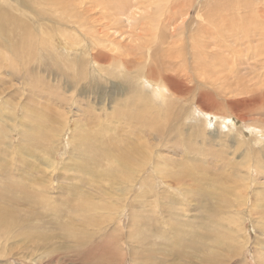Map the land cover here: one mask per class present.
Here are the masks:
<instances>
[{"label":"rangeland","instance_id":"obj_1","mask_svg":"<svg viewBox=\"0 0 264 264\" xmlns=\"http://www.w3.org/2000/svg\"><path fill=\"white\" fill-rule=\"evenodd\" d=\"M100 1L103 7L89 12ZM115 1L0 0L4 19H10L13 26L19 23V30L24 31L9 42L12 75L4 78V88L0 85L5 103H0V184L4 185L0 210L12 206L11 212H17L7 237L0 239V264H264V144L256 143L254 130H264V0ZM223 2L227 6L215 10ZM132 5L136 7L123 15ZM115 6L122 12L108 9ZM212 21L220 22L217 28L209 26ZM237 23L239 29L233 28ZM67 45L74 50L68 52ZM148 49L153 58L162 56L165 69L172 67L165 73L181 79L192 74L196 81L191 85L196 87L209 77L206 70L197 79L198 69L214 61L210 58L214 55L223 74L208 78L214 85L208 90L212 99L206 102L207 111L219 113L220 118L199 107L204 119L186 123L189 115L195 121L191 114L197 106L192 101L194 93L189 97L175 94L180 99L170 98L161 110L180 113L176 126L146 142L154 146L156 155L146 162L151 166L149 173L160 185L151 178L141 192L133 190L143 178L141 162L145 163L134 155L133 169L116 167V184L104 188L103 183H92L100 180L86 176V171L98 168L104 151L115 150L114 142L124 146L119 139L129 134L111 117L121 118L124 109L131 113L127 107L133 105L131 92L138 89L130 91L124 81L134 75L139 54ZM97 50L102 56L98 64L91 57ZM259 52L261 56L253 59V53ZM68 60L79 63L85 79H77ZM59 61L73 78L61 73ZM21 65L27 84L22 74L13 73ZM221 77L224 80L219 82ZM206 90L198 89L196 96L209 94ZM140 105L160 110L154 103ZM22 108L25 113L19 111ZM6 109L7 117H2ZM28 110L35 114L23 119ZM222 116L230 119L223 121ZM40 122L48 124L49 130H34L47 140L42 154L55 156L60 166L52 177L55 184L47 194L49 199L35 205L28 199L29 187L13 200L9 193L16 192L8 187L14 189L13 180L27 186L15 177L20 174L15 168L23 170L24 162L30 164L25 167L30 175L42 167L34 161L40 156L30 150L25 151L28 157L20 156L19 135L25 126L35 129ZM94 163L99 164L93 167ZM104 167L111 168L107 162ZM158 168L171 176H156ZM183 170L192 177L188 179ZM51 195L58 197L56 207L51 205ZM60 196L71 203L65 205ZM125 198H129L128 206L123 204Z\"/></svg>","mask_w":264,"mask_h":264},{"label":"bare ground","instance_id":"obj_2","mask_svg":"<svg viewBox=\"0 0 264 264\" xmlns=\"http://www.w3.org/2000/svg\"><path fill=\"white\" fill-rule=\"evenodd\" d=\"M150 1V0H148ZM155 1H158L159 3H161L160 0H155ZM170 1V0H169ZM111 3H115L116 1L115 0H110ZM167 3V2H166ZM133 4V3H132ZM181 4V3H180ZM144 5V4H143ZM142 5V6H143ZM163 5V4H162ZM192 5V4H190ZM189 5V7H190ZM238 5V4H237ZM150 6V5H148ZM227 5L223 2L220 4V6L218 8H215V10H220L222 9L223 7H226ZM97 7H100L102 8L103 7V4H102V1H100V3L95 4L93 3V5L91 7H89V12L90 11H93L95 8ZM136 6L135 5H132L131 8H127L124 10V12L122 13L123 15H125L128 11H131L133 10V8H135ZM238 7V6H237ZM246 7V6H245ZM262 7V6H261ZM147 8H150V7H147ZM183 8V7H182ZM110 9L111 11L113 10H116L118 11L119 13L122 12V10L119 8V7H110L108 8ZM159 9V8H158ZM109 16V15H108ZM237 17V16H235ZM239 18H241L240 16L238 17V20ZM137 19V18H136ZM226 19V18H225ZM220 22H214L212 21L209 26H213V28H217L218 27V24ZM208 24V22H207ZM11 20L10 19H4V15L0 13V52H1V49H3L4 51H2V54L0 53V76H2L3 80H0L1 81V87H3V83H4V78L7 77L8 75H12V72L10 73V71L8 70L9 67H10V45H9V42L11 40V38L13 37H17L24 34V31L23 30H19L21 27L19 25V23L16 25V26H13L11 25ZM241 25L240 23H237L235 24L233 28L235 29H239L238 26ZM233 26V25H232ZM112 27H110L109 29H111ZM264 29V28H263ZM263 29L261 31H263ZM241 30H242V27H241ZM212 32V31H211ZM69 34V33H68ZM211 35V34H210ZM68 36V35H67ZM144 36L146 35H140V37L144 38ZM262 36V34H261ZM109 38V37H108ZM115 39V38H114ZM113 40L111 39V42ZM261 41V40H260ZM99 43V42H98ZM158 43V42H156ZM159 44V43H158ZM161 44V43H160ZM156 45V44H155ZM264 45V44H263ZM15 46H16V41H15ZM218 46V45H217ZM262 46V45H261ZM99 47V46H98ZM162 47V46H160ZM220 47V46H219ZM256 47V46H255ZM258 47V46H257ZM68 49V52L69 51H73V47H69V45H67L66 47ZM87 48V47H86ZM143 48H145L143 46ZM158 48V47H157ZM238 48V47H237ZM160 49V48H158ZM163 49V48H162ZM212 49V48H211ZM258 49V48H257ZM262 49V48H261ZM164 50V49H163ZM165 51V50H164ZM158 52V51H157ZM18 53V52H17ZM210 53V52H209ZM56 54H58L59 56L63 57L62 53L60 52H56ZM261 52L259 53H253L252 57L253 59L255 58L256 59V56H261L260 55ZM159 56V57H158ZM158 56H155L153 58V54L150 53V49L144 51L141 55L139 54L138 58H137V61H136V65L134 67V70H133V73L134 75L129 77V78H126V81H124V83L126 85V87H128V89H130V91L134 90V89H138V92L136 93H132V108H131V105L127 106L128 109H131V113L130 111L129 112H126L125 109L120 112L121 113V118L114 114L111 118L115 119V123H118L123 132H127L129 135L128 137H123V138H118L119 140H122V143L124 144V146H119L116 142L113 143V145L116 147L115 150L113 151H104L103 155H102V159L103 161L99 162V163H94L93 164V167L95 165H98L97 169L99 170H88L86 171V176L89 175L88 177L92 176V177H95L97 179L100 180L99 181H91L92 183H97V184H104V188L106 187L105 185H111L112 183H114V179L118 178V174H117V170H116V167L121 169V170H126V169H133V156L134 155H140V159L144 160L145 163L141 162V165H144L143 168L141 169V172H142V175H143V178L139 181L138 185L135 187V185L133 186V190L135 191H140L141 192V187L143 186H146V184H149L151 183V180H154L155 181V184L157 185H160V182H157L156 179L157 177H154V174L152 173H149V170L151 168V166H149L146 162H150L152 160V157L155 158V153L152 151V148L154 147L153 145L151 144H148L146 142H148L147 138L151 137L152 136V140L153 138L155 137V135L159 136L160 135H163L165 131L167 130H170L172 128H174L180 118V113H176V114H171V112L167 113L165 110H161V106L158 105V107L160 108V110L158 112L155 111V109H149L148 107L146 108L145 106L143 105H140L142 103H145V102H150V103H153L152 100L150 99V97L148 96L147 93L145 92H142L139 87L137 86V78L140 76V75H146L149 79L151 80H155V81H161L163 83H165L167 85V88L170 90V93H171V96L170 98L171 99H175L177 97H175V94L177 93H180L182 94L183 92V95L181 96H190V93L193 92L194 93V99L192 100L194 103L193 104H197V106L199 107H203L204 108V113L205 114H209L210 116H214L216 115L215 117L216 118H220V115L219 113L218 114H211L207 111L208 109V104L206 102L207 99H212V93L208 90H211L210 87H213L214 83H210V81H208V78H210V76H213L214 73H218V74H223L221 72H223V66L220 65L219 63H216L218 62V59L214 56V55H211L210 58H213L214 61H211V59H209L208 61H211L208 63V65L206 64L203 68H201L200 70L198 69V74L196 75V78H200L202 77L203 75H205L206 73H203L204 71H208L209 72V77L208 78H204L203 81L201 80V82H198L197 83V87L194 86V85H191V83H193L195 80V78L191 75H184L183 77L184 78H179L180 76H173V75H170V74H167L165 73V70H170L172 69V67H168V68H164V64H162V56L161 55H158ZM216 56L219 58L218 54H216ZM92 61L95 62L96 64L99 63V61L102 60V56H99V50H97L95 53L92 54ZM64 58V57H63ZM181 58V56H180ZM69 61V60H68ZM207 61V62H208ZM229 62V61H228ZM234 62V61H233ZM264 63V62H263ZM56 64V63H55ZM59 67L62 69V66H61V63L60 61L58 62ZM69 65H70V68L72 70V72L76 75V77L78 76V80L80 79H85V76L84 75H81L82 73L80 72L79 70V63L77 62L76 64L75 63H72L71 61H69ZM234 65H236V63H234ZM25 68L24 65H21V67L19 68L20 71L17 72H13L16 76L17 75H20L22 74L21 71ZM45 69V68H44ZM180 70V69H179ZM182 71V70H181ZM61 73H63L64 76H68V77H72V73L71 71L67 70V69H62L61 70ZM234 73V72H233ZM26 72H23V74L20 76L22 79H24V83H26V79L24 78ZM239 74V73H238ZM14 76V75H13ZM186 76V77H185ZM256 76V75H254ZM226 75L223 76V78H225ZM258 77V76H256ZM222 77L218 79L219 82L223 81ZM263 79V78H262ZM246 80V79H245ZM251 80V79H250ZM258 80V79H257ZM256 80V81H257ZM260 80V79H259ZM264 80V79H263ZM262 80V81H263ZM217 81V82H218ZM247 81V80H246ZM241 82V81H240ZM258 82V81H257ZM264 82V81H263ZM262 82V83H263ZM189 86H188V84ZM209 83L211 85H209ZM245 83V82H244ZM242 83V84H244ZM254 83V82H253ZM23 84V83H22ZM27 84V83H26ZM25 84V85H26ZM195 84V83H194ZM238 84V83H236ZM241 83H239L240 85ZM247 84V83H246ZM249 84V83H248ZM247 84V85H248ZM23 85V86H25ZM226 85H228L226 83ZM234 85V84H233ZM246 85V86H247ZM255 85V84H254ZM258 85V84H257ZM200 86V87H199ZM244 87V86H243ZM249 87V86H248ZM251 87V86H250ZM249 87V88H250ZM204 88H207L206 91H208L209 94H206V93H203L201 94V96L197 97L196 96V92L198 91V89H202L204 90ZM259 88V85L258 87ZM261 88V87H260ZM195 89V90H194ZM194 90V91H193ZM256 90V89H255ZM258 90V89H257ZM40 91V90H39ZM260 91V90H259ZM263 91V90H262ZM35 92V91H34ZM247 92V90H246ZM33 93V92H32ZM3 94H4V89L3 91L1 92V95L2 97L0 98V103L1 104H5L4 103V100H3ZM6 95L8 94L9 96V93L6 92L5 93ZM264 94V93H263ZM236 95V94H235ZM238 95V94H237ZM251 95V94H250ZM33 96H36V94H33ZM177 99H180V98H177ZM73 100V99H72ZM189 100V99H187ZM186 100V102H187ZM68 101V100H67ZM191 100H189L188 102L190 103ZM74 102V101H73ZM72 102V103H73ZM183 102V100H182ZM187 102V103H188ZM20 104V103H19ZM22 104V103H21ZM192 104V105H193ZM214 104V103H213ZM212 106L217 109L216 107V104ZM219 105V103H217ZM49 105V104H48ZM24 106V105H23ZM220 106V105H219ZM25 107V106H24ZM3 108V107H2ZM17 108V107H16ZM55 108V107H54ZM254 109L256 108L253 107ZM191 110V108H189ZM219 109V108H218ZM217 109V110H218ZM257 109V108H256ZM259 109V108H258ZM11 110V109H10ZM17 109H15V115L17 116V113L16 112ZM24 110V111H23ZM251 110V109H250ZM20 112L23 111V113H25L26 109H19ZM251 112V111H250ZM249 112V113H250ZM12 113V112H11ZM191 112H188V115L190 114ZM254 113V112H253ZM252 113V114H253ZM35 114L34 111L32 110H28L27 113L23 116V119H28V118H31V116H33ZM64 114V113H63ZM192 114V113H191ZM11 115V114H10ZM70 115V113H69ZM243 115V114H242ZM46 116V115H45ZM190 116V115H189ZM240 116V115H239ZM2 117H7V109H6V112L5 114L2 116ZM40 118V117H39ZM38 118V119H39ZM51 118V117H50ZM169 118L172 120V122H169ZM240 119H243L242 116L239 117ZM42 119V118H41ZM222 119L223 121H228L230 118L227 116V117H223L222 116ZM246 118L244 117L243 120H245ZM40 120V119H39ZM66 120V119H65ZM36 121V120H35ZM70 121V119H67L66 121V124ZM37 122V121H36ZM39 123V122H38ZM1 124V123H0ZM40 126L38 127H35L34 129V126H25L24 129L21 130V132H19V135H20V138L22 140V151H21V157L22 158H26L29 156L30 153H35V155L37 156H40V157H37L34 159L35 163H42V167H39L35 172L34 174H31L29 173L28 170H26V168L30 165L29 162H24L23 163H20L22 166H25L23 168V170H20L18 168H15V172H20L19 174V177L16 176L15 174V177L17 179L20 180V183H23L25 185V182H27V186H23V185H18V184H15L17 182L13 180V184L15 185V187H20L21 189H16L15 187H13L14 189H12L11 187H8L9 189H11L12 192H16L14 194L12 193H9L11 195V198L10 199H14L15 197L16 198H19L20 196V193L19 192H24L26 193V189L29 187V191L31 193L30 197H28V199L35 205H38V204H43V201H46L49 199V194L51 188H52V185L55 184L54 180H52V177L55 175V172L58 170L59 166H60V163L57 162V160L55 159L56 157L53 156V157H50L49 155H44L42 154V151H41V148H46L45 146L47 145L43 136H38V133H35L34 130H37L38 128H42V129H46L47 130V125L45 122L44 123H41L39 124ZM43 125V127H42ZM55 125V124H54ZM103 125V124H102ZM175 125V126H174ZM250 126V125H248ZM253 126V125H251ZM250 126V127H251ZM256 126V125H255ZM261 126V124H260ZM49 127V126H48ZM53 127V126H52ZM65 125H64V129H65ZM111 127V126H109ZM243 127V126H242ZM254 127V126H253ZM252 127V128H253ZM259 127V126H258ZM40 128V129H41ZM112 128V127H111ZM244 128V127H243ZM256 128V127H254ZM3 129V128H2ZM57 129V128H56ZM176 129V128H175ZM55 130V129H54ZM114 130V129H113ZM255 130V129H254ZM40 131V130H39ZM49 131V130H47ZM115 131V130H114ZM241 131V130H240ZM55 132V131H54ZM60 132V131H59ZM116 132V131H115ZM34 133V134H33ZM42 133V132H41ZM51 133L50 132V136H51ZM53 135V134H52ZM167 135V134H166ZM59 136V134L57 135ZM125 136V135H124ZM148 136V137H147ZM161 138V137H160ZM166 138V137H165ZM158 139V138H157ZM117 140V141H119ZM145 141L143 142V145H133V142L134 141H137V142H140V141ZM156 140V138H155ZM50 141V140H49ZM160 141V140H159ZM163 141V140H162ZM161 142V141H160ZM183 142V141H182ZM52 143V142H51ZM157 143V141H156ZM264 144V143H263ZM157 145V144H156ZM251 145V144H250ZM53 146V145H52ZM59 146V145H58ZM262 147V146H261ZM264 148V147H263ZM255 149V148H254ZM26 150H30V153L28 152H25ZM155 150V149H153ZM240 150V149H239ZM251 151V150H250ZM51 152V151H50ZM152 153V154H151ZM73 159H75L73 157ZM107 162V164H109L111 166L110 169H106L104 167L105 163ZM147 164V165H146ZM178 166L182 167L181 165L182 164H177ZM233 166V165H231ZM237 166V165H236ZM65 167V165H64ZM239 167V166H238ZM21 168V167H20ZM62 168V167H61ZM183 168V167H182ZM244 168V167H243ZM22 169V168H21ZM241 169V167H240ZM33 170H35V167H33ZM242 170V169H241ZM62 171V170H61ZM97 171V172H96ZM254 171V170H253ZM43 172H46L47 175H49V178L51 177V181L47 182V176L43 174ZM154 172V170H153ZM171 172H173L171 170ZM183 172L185 173V175L187 176V178H191V174L186 171V170H183ZM242 172V171H241ZM42 174V176H41ZM158 174V175H157ZM249 174V173H248ZM38 175V176H36ZM94 175V176H93ZM146 175V176H145ZM120 176V175H119ZM156 176L158 177H170L171 174L170 173H162L160 171V169L158 168L157 171H156ZM91 178V177H90ZM152 178V179H151ZM56 179V178H55ZM151 179V180H150ZM94 180V179H93ZM150 180V181H149ZM164 180V179H163ZM239 180V179H238ZM243 180V178H242ZM56 181V180H55ZM160 181V180H159ZM162 181V179H161ZM68 182V180H67ZM164 182L169 185L165 180ZM163 182V183H164ZM183 182L185 183L184 181V178H183ZM244 182V181H243ZM18 183V182H17ZM31 183V185L29 186L28 184ZM34 183V184H33ZM164 183V184H165ZM247 183V182H246ZM116 184V183H114ZM3 184H0V190L2 189V186ZM248 185V184H246ZM60 188V187H59ZM62 189V187H61ZM237 189V187H236ZM55 191V190H54ZM59 191V190H58ZM80 191V190H79ZM153 191H154V188H153ZM52 192V191H51ZM63 192H68L70 194L69 191H67L66 189H63ZM81 192V191H80ZM187 193V191H186ZM57 194V193H56ZM83 194V193H82ZM136 194V193H135ZM156 194V193H155ZM81 195V194H80ZM87 194H84V197H86ZM51 200H54L52 201V206L56 207L55 203L57 201L56 197L57 195H55V198H53V195H51ZM141 193H139V197L138 198H141ZM157 197V196H156ZM166 197L167 198H170V194H166ZM1 199V198H0ZM60 200L61 201H64L65 202V205H67V203H71L70 201H68L67 198H63L62 199V196H60ZM165 200V199H164ZM168 201V200H167ZM159 203V200L157 201ZM165 202V201H164ZM19 203V202H18ZM128 203H129V198H125L124 201H123V204L126 206H128ZM137 203V202H136ZM183 203V202H182ZM42 207V206H41ZM11 208H13L12 206H10V209H1L0 210V239H3V238H6V230L10 227V225L14 222L16 216H17V212H11ZM40 207L38 206V209ZM154 208V207H153ZM37 209V210H38ZM124 209V208H123ZM36 210V209H35ZM159 210V209H157ZM71 213V212H70ZM73 213V212H72ZM160 213V211H159ZM123 214H126V212L124 211ZM113 218V217H111ZM110 219V218H109ZM121 219V218H119ZM122 220V219H121ZM106 222V220H105ZM122 222V221H121ZM180 230V229H179ZM99 231V230H98ZM101 232V231H100ZM175 232H178L177 230ZM103 233V232H102ZM167 233V232H166ZM180 233V231H179ZM96 235V234H95ZM100 236V235H99ZM92 237V236H91ZM82 239V238H81ZM81 241V240H79ZM91 241V240H90ZM78 242V241H77ZM86 242V241H85ZM75 243V241H74ZM80 243V242H78ZM84 245V244H83ZM79 246V245H78ZM81 246V245H80ZM79 246V247H80ZM82 248V247H80ZM193 259V258H192Z\"/></svg>","mask_w":264,"mask_h":264},{"label":"clouds","instance_id":"obj_3","mask_svg":"<svg viewBox=\"0 0 264 264\" xmlns=\"http://www.w3.org/2000/svg\"><path fill=\"white\" fill-rule=\"evenodd\" d=\"M137 86L142 92L148 94L152 102L161 107H166L170 100V90L167 88V85L161 81H155L149 79L146 75H140L137 78ZM192 116L195 118L190 119L189 116H186V123H194L196 121H201L204 119V113L199 108V106H193L192 108ZM256 143L261 144L264 143V130L255 129Z\"/></svg>","mask_w":264,"mask_h":264}]
</instances>
